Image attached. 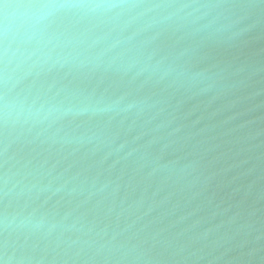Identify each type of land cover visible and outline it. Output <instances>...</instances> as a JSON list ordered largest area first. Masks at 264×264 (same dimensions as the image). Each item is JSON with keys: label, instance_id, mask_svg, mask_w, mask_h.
Masks as SVG:
<instances>
[{"label": "water", "instance_id": "1", "mask_svg": "<svg viewBox=\"0 0 264 264\" xmlns=\"http://www.w3.org/2000/svg\"><path fill=\"white\" fill-rule=\"evenodd\" d=\"M50 2L0 39V264H264V0Z\"/></svg>", "mask_w": 264, "mask_h": 264}, {"label": "clouds", "instance_id": "2", "mask_svg": "<svg viewBox=\"0 0 264 264\" xmlns=\"http://www.w3.org/2000/svg\"><path fill=\"white\" fill-rule=\"evenodd\" d=\"M117 5L97 3V10H108ZM56 7L50 0H27V2L8 4L0 0V39L5 42V57L8 56L11 43L27 42L40 33L45 10Z\"/></svg>", "mask_w": 264, "mask_h": 264}]
</instances>
